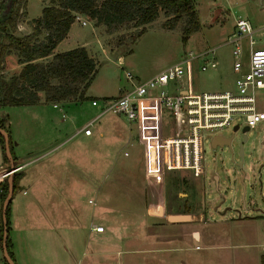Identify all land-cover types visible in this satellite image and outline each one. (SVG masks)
Instances as JSON below:
<instances>
[{"label":"rangeland","instance_id":"1","mask_svg":"<svg viewBox=\"0 0 264 264\" xmlns=\"http://www.w3.org/2000/svg\"><path fill=\"white\" fill-rule=\"evenodd\" d=\"M193 1L199 27L186 39H182L186 15L173 28H167L163 25L165 16L160 12L136 36L139 28L131 23L108 32L88 15L75 14L74 21H78L86 50L93 53L96 61V71L85 92L89 96L65 107L64 119L51 106L52 102L44 100L43 104L3 107L11 143L19 141L17 147L12 146V152L25 156L27 161L21 164L10 159L11 165L20 166L13 172L18 183L8 209L11 225L17 215L15 227L9 225L8 229L16 264H144L145 257L158 256L155 247L166 244L185 246L184 252L194 255V264L209 261L210 264H264V120L246 133L243 175L231 161L229 147L212 149L206 138L202 175L195 177L181 170L189 178V185L184 176L173 174L176 171L163 172L164 183L157 185L148 169L146 151H153L151 158L155 161L157 134L173 132L171 116L155 103L151 108L141 105L143 115L133 122L110 111L96 117L99 108L90 103L92 98L115 97L130 89L131 83L124 76L126 70L134 79H145L179 61L184 67L183 83L189 92L234 89L229 33L234 31L236 17L246 18L254 31V46L264 47V0ZM34 3L38 8L34 1L30 9ZM25 18L26 11L16 25V35L31 31V19ZM25 22L29 26L24 27ZM240 42L243 49L248 48L247 37ZM206 49L213 52L201 53ZM189 51L194 53L190 58ZM5 55L1 61L3 69ZM120 55L122 60L118 58ZM246 56L244 52L243 57ZM207 59H214L216 66L201 69ZM168 89L173 91L174 87ZM255 100L257 109L264 111V88L255 92ZM92 118L91 135L75 134V126ZM154 120L158 123L156 127L149 124ZM242 126L240 122L231 140L234 160H239L237 148ZM219 133L231 134L232 126L224 127ZM61 138V142L57 141ZM55 142H59L58 146L48 151ZM48 171L52 172L51 178ZM148 184L152 185L150 188L157 190L159 186L165 191L170 185L176 186L173 191L178 184L183 185L175 197L180 201L185 197L182 193H187L191 204L188 209L195 215L193 220L172 225L154 218L150 206L158 195H154V189L147 191ZM7 187V178H3L0 207ZM91 222L104 224L107 237L102 242L96 237L85 241ZM191 231H199L200 239L195 240ZM208 231L214 237L204 239L203 233ZM181 232L184 238L179 235ZM224 232L231 233L230 237H220ZM204 240L212 244L208 262L202 257L207 250ZM108 247L112 251L104 252ZM144 248L153 250L146 252ZM118 249L121 251L116 252Z\"/></svg>","mask_w":264,"mask_h":264},{"label":"trees","instance_id":"2","mask_svg":"<svg viewBox=\"0 0 264 264\" xmlns=\"http://www.w3.org/2000/svg\"><path fill=\"white\" fill-rule=\"evenodd\" d=\"M45 1L47 4L42 7L40 15L30 21L31 31L16 35V25L25 13L26 0H0V34L2 36L0 40V106L36 104L40 101V92L45 102L52 103L87 98L85 92L96 71L94 58L89 55L84 46L72 47L60 52L53 51L56 44L66 36L77 13L88 15L96 24H103L108 32L115 31L120 25L131 23L132 27L139 28L136 36L143 32L144 25L151 23L160 12L165 16L163 25L167 28H173L183 15L187 16L186 25L182 28V39H186L189 33L199 27L193 0ZM10 52L17 56V62L21 64V67L17 73L4 77L1 73L3 70L1 61L3 54ZM4 120L0 118V127L8 133ZM8 138L11 159H14L9 134ZM0 147L4 159L8 160L1 133ZM13 174L11 198L18 183V177ZM1 197L2 188H0V200ZM9 204L10 201L6 207V246L14 261L8 240ZM0 224V231H2L1 207ZM4 264H8L5 259Z\"/></svg>","mask_w":264,"mask_h":264},{"label":"built area","instance_id":"3","mask_svg":"<svg viewBox=\"0 0 264 264\" xmlns=\"http://www.w3.org/2000/svg\"><path fill=\"white\" fill-rule=\"evenodd\" d=\"M252 33V26L246 18L238 16L234 19V31L229 38L235 73L234 89L189 92L183 83L184 67L181 61L169 64L145 79H134L131 72L126 70L124 76L131 83L130 89L115 97L90 100L92 105L99 108L96 117L110 111L128 121H135L143 115L141 105L151 108L156 103L171 116L173 132L161 137L155 164L164 171L186 170L195 177L202 175L205 169L203 142L206 138L210 140L226 126L233 128L237 125L239 128L242 122L250 129L264 120V111L257 109L255 104V92L264 88V47L254 46ZM244 36L247 37L249 49L246 58L242 59L240 41ZM207 52L212 53L213 49L201 53ZM187 55L190 58L194 53L189 51ZM208 66L215 67L216 61L207 59L201 69ZM171 86L174 87L173 91L168 89ZM182 90L187 92L183 94ZM93 120L78 126L75 134L89 135ZM19 167L17 165L15 170ZM90 229L101 232L103 225L92 224Z\"/></svg>","mask_w":264,"mask_h":264},{"label":"crops","instance_id":"4","mask_svg":"<svg viewBox=\"0 0 264 264\" xmlns=\"http://www.w3.org/2000/svg\"><path fill=\"white\" fill-rule=\"evenodd\" d=\"M34 1H36L39 6L37 8L36 7L37 5H35V3H34L33 4V5H35L34 8L30 9V3L34 2ZM34 1L33 0H27V2H26V10H25L26 11V18H25L26 21L29 20V19H32L34 17L39 16L40 13H41L42 7L47 4V2H45V0H34ZM24 24H25L24 27L29 26L28 22H25ZM73 26H75L74 30H73ZM233 28H234V26H233ZM232 33H233V31H230L229 35H231ZM253 33H254V31H253ZM253 33H252V36H253ZM244 38H246V36L242 37L241 39H244ZM76 46H84L88 50L87 45H86V41H82V32L78 30V21H73L71 23V25H70V28H69L68 32L66 33V36L56 44V46L54 47L53 51L54 52H60V51H63V50H66V49H69V48H72V47H76ZM248 49L249 48L243 49V47H242V54H241L242 59L246 58V57H243V56H244V52L248 53ZM88 53H89V51H88ZM89 54H90V56H92L94 58L93 53L92 54L89 53ZM118 58H119V60H122V56L121 55ZM42 59H40V60H42ZM94 60H95V58H94ZM20 67H21V64H19L17 62V56L14 53H6V55H5V66H4V69L1 71V73L4 74V75H6L7 73L8 74L17 73L19 71ZM85 94L87 95V93H85ZM87 96H89V95H87ZM39 97H40V101L38 102V104H43L44 103L43 94L41 92L39 93ZM95 97H97V96H95ZM75 103H77V102H75V101H69V102L67 101V102H59V103H55L54 102V103H51V106L53 108H56V110L58 111L59 116H61V118L64 119L65 118V113H64L63 109L65 107H67L68 105L75 104ZM30 105H35V104H30ZM30 105H27V106H30ZM3 107H6V106H0V118H4L5 119V117H4L3 113H2ZM90 117H92V116H90ZM147 123H149V121H147ZM149 124L150 125L154 124V127H156V125L158 123H157V121L154 120L152 124L151 123H149ZM149 124H148V126H150ZM79 125L75 126L73 128L74 129L73 131H75V129H77ZM145 125H147V124H145ZM65 130H66L65 126L63 125V132L64 133H66ZM60 133L57 135V137L60 135ZM91 133H92V131H91ZM91 133L89 135H91ZM82 135L89 136V135H85L83 133H82ZM157 135H158V142L160 143V139H161V137L163 135H160V134H157ZM63 138H61L60 140H57V141L61 142V140ZM10 141H11V139H10ZM52 141H54V140H52ZM59 142L53 143L51 145V148L48 149V151H50V149L52 150L55 147H57ZM11 145H12V143H11ZM18 145H19V141H15V143L12 146L17 147ZM157 148H158L157 153L156 154L154 153L153 155H154L155 158L157 157V159H158L157 155L159 154V146ZM151 153H153V151H151V150L149 152L146 151V156L145 157H146V161L148 163V169L150 170L149 172L151 174V177L155 178V181L153 183H157V185H160V184L164 183L163 174L165 172H168V171L162 170L161 168H159V166L157 164H155V161H153L152 158H151L152 157ZM13 156L15 157L14 160H13V163L14 162L15 163L19 162L21 164L27 163V161L24 160L25 156H22V155L17 154V153H15V154L13 153ZM155 166H157V167H155ZM10 167H11V160L10 159H8V160L4 159V154H3V151H2V149L0 147V169H1V171H0V181L3 178H7V175L9 173H6V172L10 169ZM155 168H158V171ZM48 170H49V168H48ZM171 172H175V171H171ZM153 173H154V175H153ZM48 174L50 175L49 177L51 178L52 177V172L48 171ZM173 174H178L181 177L184 176L185 179H186L185 182H187L186 184H189V182H188L189 178L186 175H183L182 171H176ZM22 177H24V176H22ZM22 177L20 178V180L22 179ZM215 177H216V175H214V178ZM216 179H217V177H216ZM179 181H181V183L183 184L182 180H179ZM179 181H178V183H179ZM179 185L180 184H178V188H176V190H174V191H173V189H174L173 187H176V186L172 187L170 185L169 189H166V191H165L163 188L160 190L159 186H156L158 188H157V190H155L154 187L150 188V186H152L151 184L147 185L148 189L147 188L146 189H147V191L149 193L151 192L150 189L151 190L154 189L155 192H156V193H154V195H156V194L158 195V197H157L158 199L156 201H154V203L152 202L151 206L149 205L153 209L152 213H153L154 218H158V219H161V220L163 219L164 222H166L168 224H172V225H178V224L180 225L184 221L193 220V217H195V215L191 214L190 209H188L189 206H191V204L188 203L189 202V197H188L187 193H182V195H184L185 197L180 199V201H179V199H177L175 197V194H177V192H180L179 188L183 186V185H180V186ZM22 193H24V192H22ZM11 200H12V198H11ZM173 213L187 214L188 215V219L181 220V221H169V220H167V218H166L167 215L168 214H173ZM16 217H17V215L15 214L14 217H13L12 225L9 222V225L13 226V228L16 225V221H15ZM225 220L221 219V221H225ZM97 223H101V225H103V231L95 232V231L90 229V226L92 224H97ZM105 231H106V228H105L104 224H102V222H91L88 225V228L86 230V236L87 237L85 238V241L87 242V240H89V237H96L97 240H99V242H102L104 240V238L107 237V235H105ZM162 234L163 233H161L160 235H162ZM183 234H184V232L179 233V235L182 236V238H184ZM190 234L193 235L195 240H199L200 239V232L199 231H191ZM221 234H224V235H220V237H225L226 236V238L230 237V235H231V233H229V232H224V233H221ZM232 234H234V233L232 232ZM167 236H170V235H167ZM213 237H214V233H211L209 231L203 233V238L204 239H209V238L211 239ZM204 241L206 243L204 246L207 247V250L202 253V257L204 258V256H205V261H207V260L210 259L209 251L212 248V244L211 243L209 244V242L206 241V240H204ZM89 243H90V241H89ZM98 243L94 244L95 248L98 247V245H97ZM195 246H197V245H195ZM183 248H185V246H171V245H167V244L159 246V247H155L154 251L158 253V256L145 257L144 258V264H176L177 262H180L181 264H194L192 262L195 259L194 255H190L188 253H185ZM263 248H264V246H263ZM144 250L146 252H148V251H151L153 249L152 248H144ZM111 251H112L111 247H108V248L105 249L104 252H108L109 253ZM120 251H121V249L116 250V252H120ZM170 252H172V253H170ZM82 253H83V251H82ZM143 253H144V251H143ZM168 253L170 255H168ZM0 259H1L0 260V264H4V257L2 255L1 248H0ZM104 260L109 262L105 258H104ZM15 264H16V262H15ZM208 264H210V261H209Z\"/></svg>","mask_w":264,"mask_h":264},{"label":"water","instance_id":"5","mask_svg":"<svg viewBox=\"0 0 264 264\" xmlns=\"http://www.w3.org/2000/svg\"><path fill=\"white\" fill-rule=\"evenodd\" d=\"M187 91L186 90H182L181 93L185 94ZM238 129L237 125H234L232 128V133L229 135H214L211 139H210V146L212 147V149H215L216 147L219 148H223L224 146L230 147V140L231 138H233L234 132ZM241 133L243 135V138L245 139L247 137V131H248V127L247 126H242L241 128ZM0 133L3 136V141H4V151H5V155L7 156L8 159H11V154H10V150H9V138H8V133L6 132V130L3 127H0ZM239 155L241 156L242 159V148L239 149ZM242 161V160H240ZM239 166H241V162H239L238 164ZM17 166H13L11 165L10 169L7 171L9 174L7 175V182H8V189H7V194L2 202L1 205V220H2V236H1V251H2V255L4 257V259L7 261L8 264H15L14 261L12 260V258L10 257L8 250H7V246H6V233H7V226H6V207L7 204L9 203L11 196H12V192H13V186H12V181H11V174L15 171V168ZM241 174L243 175V171L241 170ZM216 179V177H215ZM242 180V179H241ZM243 182V180H242ZM215 185H217V182L215 180ZM244 185V182H243ZM167 220L169 221H181V220H186L188 219V215L187 214H182V213H173V214H168L167 215Z\"/></svg>","mask_w":264,"mask_h":264},{"label":"flooded vegetation","instance_id":"6","mask_svg":"<svg viewBox=\"0 0 264 264\" xmlns=\"http://www.w3.org/2000/svg\"><path fill=\"white\" fill-rule=\"evenodd\" d=\"M231 140H232V138H231ZM231 140H230V147H229V150H230V154H231V161L234 163V164H236L238 167H239V169L240 170H242V165H243V149H244V143H245V141L247 140V137L244 139L243 138V135H242V133H241V136H240V138L238 139V148H237V153L239 154V149L240 148H242V159H241V156L239 155V160H234L233 159V148H232V145H231ZM240 160H242V161H240ZM239 162H241V166H239L238 164H239ZM260 168H261V162L259 163V165H258V170L260 171Z\"/></svg>","mask_w":264,"mask_h":264}]
</instances>
